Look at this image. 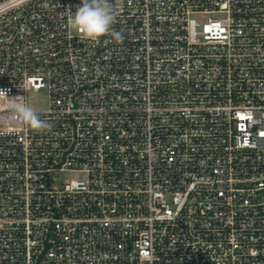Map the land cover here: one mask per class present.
<instances>
[{
    "label": "built area",
    "instance_id": "built-area-1",
    "mask_svg": "<svg viewBox=\"0 0 264 264\" xmlns=\"http://www.w3.org/2000/svg\"><path fill=\"white\" fill-rule=\"evenodd\" d=\"M79 3L0 0V264H264V0Z\"/></svg>",
    "mask_w": 264,
    "mask_h": 264
},
{
    "label": "clouds",
    "instance_id": "clouds-1",
    "mask_svg": "<svg viewBox=\"0 0 264 264\" xmlns=\"http://www.w3.org/2000/svg\"><path fill=\"white\" fill-rule=\"evenodd\" d=\"M121 4L122 0H116V3L113 0H80L70 17V25L86 39L98 42L105 36H111L115 42L121 43L122 33L113 28L119 15L118 6ZM0 100L6 101L5 111L8 114L34 131L51 130L52 125L40 119L26 97L9 98L4 90H0Z\"/></svg>",
    "mask_w": 264,
    "mask_h": 264
},
{
    "label": "rangeland",
    "instance_id": "rangeland-1",
    "mask_svg": "<svg viewBox=\"0 0 264 264\" xmlns=\"http://www.w3.org/2000/svg\"><path fill=\"white\" fill-rule=\"evenodd\" d=\"M28 103L35 109H44L47 106V93L44 90L28 92ZM80 174L71 173L67 177H78Z\"/></svg>",
    "mask_w": 264,
    "mask_h": 264
}]
</instances>
